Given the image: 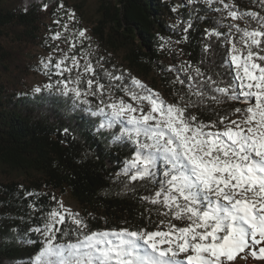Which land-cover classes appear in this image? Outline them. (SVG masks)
I'll return each instance as SVG.
<instances>
[{
    "label": "snow or ice",
    "instance_id": "obj_1",
    "mask_svg": "<svg viewBox=\"0 0 264 264\" xmlns=\"http://www.w3.org/2000/svg\"><path fill=\"white\" fill-rule=\"evenodd\" d=\"M197 2L187 0L189 5ZM202 2L219 14L216 26L205 29L204 53L215 56L213 38L230 47L207 71L203 57L198 65L168 66L166 71L176 74L172 83L182 86L175 103L118 70L104 69L101 76L97 68L103 67L104 57L95 64L90 59L92 52L83 47V41L90 40L86 29L65 38L70 51L80 44L79 58L65 53L53 64L48 57L43 74L49 79L73 69L82 71L74 80L59 79L33 92L55 88L72 101L73 110L100 118L97 131H108L112 143L131 149L117 172L118 183L125 192L137 186L147 190L138 199L150 206L149 223L153 211L165 219L152 231L143 226L93 230L79 212L53 196L55 206L41 210L39 224L24 232L12 228L21 246L38 245L27 264H238L241 254L245 264H251L247 257L264 262V0H250L260 11L241 9L234 0ZM68 17L74 19V13ZM181 25L177 21L172 27ZM63 27L68 31V24ZM191 27L189 18L182 31ZM62 36L58 32L52 39ZM104 79L107 85L101 82ZM114 86L134 103L122 98L105 103ZM90 96L98 97L99 105L93 107ZM232 103L244 107L223 114L213 107ZM193 109L215 118L201 120ZM29 207L37 211L35 203Z\"/></svg>",
    "mask_w": 264,
    "mask_h": 264
},
{
    "label": "trees",
    "instance_id": "obj_2",
    "mask_svg": "<svg viewBox=\"0 0 264 264\" xmlns=\"http://www.w3.org/2000/svg\"><path fill=\"white\" fill-rule=\"evenodd\" d=\"M61 1L0 0V264H27L38 245L21 246L12 228L24 232L39 224L41 210L55 206L53 196L58 200L55 191H70L93 230L143 226L152 231L165 219L153 211L149 223L146 209L150 206L138 199L148 194L147 190L137 186L125 192L118 183L117 172L131 149L112 143L108 131H97L100 118L73 110L72 101L56 89L40 94L21 91L30 71L26 51L39 44L43 20L59 9ZM234 3L241 9L260 11L250 0ZM96 4L95 41L122 52L128 65L142 74L155 73L175 93L182 86L172 83L176 74L166 71L167 61L175 66L181 62L198 65L203 57L207 71L214 60L218 62L225 47H230L213 38L215 56L204 53L205 29L216 26L219 14L207 10L202 1L182 4L176 11H172L174 3L166 0H96ZM189 18L192 27L184 33L182 26ZM177 21L182 25L173 28ZM101 64L103 67L97 68L101 76L108 69L131 77L111 57ZM101 82L108 84L107 79ZM90 101L93 107L99 105L97 100ZM213 107L223 114L226 109L244 106L232 103ZM193 111L204 121L215 118L207 111ZM29 192L34 195L27 196ZM31 203L36 204L37 211L29 207ZM173 223L183 226L179 221Z\"/></svg>",
    "mask_w": 264,
    "mask_h": 264
},
{
    "label": "rangeland",
    "instance_id": "obj_3",
    "mask_svg": "<svg viewBox=\"0 0 264 264\" xmlns=\"http://www.w3.org/2000/svg\"><path fill=\"white\" fill-rule=\"evenodd\" d=\"M172 1L174 3L173 8H178L182 4H186L187 0H166ZM202 1V0H198ZM61 4L64 6L55 11L54 14L45 18L43 20L41 30L39 33V44L31 47L26 51V58L30 64V71L28 72L23 85L21 86L22 92H33V89L37 86H43L45 84L55 85L59 79L68 78L75 79V76L78 71L82 69H73L71 73H65L64 77H58L52 75L51 79L43 74L44 64L48 63V57H52V63L54 64L56 60L60 59L65 53H68L69 57L72 55H77L79 58L81 53V46L77 43V46L74 50L70 51L69 43L66 42V39H71L78 34L80 29H86V36L90 37V40L83 41L84 49H88L92 52L90 59L93 61L94 58L99 57H111L114 63L121 65L125 68L126 73L131 77H134L140 80L147 88L153 89L161 94V96L168 101L169 103H175L178 100V96L175 92L169 91L166 85L159 80V77L155 73L151 74H142L136 68L128 65L125 61L123 53L120 51H112L106 45H103L101 42L97 43L93 37V28L96 25L95 19V10L97 8L96 0H62ZM60 4V5H61ZM68 13H74V19L69 20ZM60 20V24H56L53 21ZM68 24V31H65L63 25ZM62 33L63 36L60 40H53L52 37L56 33ZM58 46V47H57ZM168 66L173 65L172 62L167 61ZM66 63L70 64L71 60L69 59ZM83 64V60H81ZM51 71L54 73L55 69L52 68ZM73 85H69L72 87ZM53 88L52 90H54ZM124 99L127 103H134L128 96L124 94L123 91H114L111 89V99L108 95H105V103L112 102V100ZM89 100L94 99L99 101L98 97H88ZM145 107H147L145 102ZM235 118V117H233ZM58 196V201H62L63 204L73 212H79L81 216L84 215V210L77 200L72 196L68 189L63 191H55ZM238 264H245V258L243 254L238 258ZM247 260L251 262V257H247ZM236 264V262H234Z\"/></svg>",
    "mask_w": 264,
    "mask_h": 264
},
{
    "label": "bare ground",
    "instance_id": "obj_4",
    "mask_svg": "<svg viewBox=\"0 0 264 264\" xmlns=\"http://www.w3.org/2000/svg\"><path fill=\"white\" fill-rule=\"evenodd\" d=\"M251 264H264V262H260V261H252V260H251Z\"/></svg>",
    "mask_w": 264,
    "mask_h": 264
}]
</instances>
